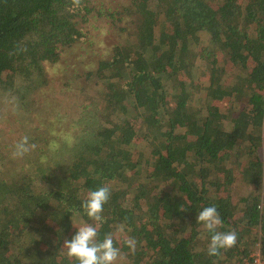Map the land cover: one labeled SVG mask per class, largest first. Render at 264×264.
I'll list each match as a JSON object with an SVG mask.
<instances>
[{"label": "trees", "instance_id": "1", "mask_svg": "<svg viewBox=\"0 0 264 264\" xmlns=\"http://www.w3.org/2000/svg\"><path fill=\"white\" fill-rule=\"evenodd\" d=\"M103 1L0 0V108L31 113L44 64L86 41L90 19L133 30L84 74L104 107H84L55 168L0 175V264H78L64 242L84 224H98L95 242L111 234L129 264H232L255 249L264 259V0ZM145 143L153 162L141 177ZM101 186L111 192L102 223L81 208ZM213 204L217 231L237 240L209 257L196 216Z\"/></svg>", "mask_w": 264, "mask_h": 264}, {"label": "rangeland", "instance_id": "2", "mask_svg": "<svg viewBox=\"0 0 264 264\" xmlns=\"http://www.w3.org/2000/svg\"><path fill=\"white\" fill-rule=\"evenodd\" d=\"M123 4L122 0H104V8L114 9ZM92 25V26H91ZM125 23L115 22L112 25L94 23L90 19L86 41L72 45L66 49L61 59L56 63L44 64L47 74V84L32 97L31 113H24L13 103L5 100L0 108V175L9 181L15 180L21 174L38 173V167L43 170L55 168L51 157L64 142L68 143L75 133L74 123L82 117V110L90 105L91 110H103L104 104L99 88L84 81V74L97 66L98 57H107L114 46L124 44L132 36V28ZM131 34V36H130ZM195 87L200 88L208 82L207 71H201L195 76ZM199 95V94H198ZM169 101L172 99L168 98ZM173 104V103H172ZM135 143L145 136V127L138 121ZM178 131V130H177ZM34 140L35 148L23 155H15L16 145L22 137ZM146 163L138 175L143 177L150 171L153 158L150 147L145 143L139 146ZM60 162L63 156L59 154ZM56 157V155H55ZM237 179V172L235 174ZM234 192L244 193L243 185L237 180ZM238 191V192H237ZM234 194V195H236ZM116 264H129L128 260L119 257Z\"/></svg>", "mask_w": 264, "mask_h": 264}, {"label": "clouds", "instance_id": "3", "mask_svg": "<svg viewBox=\"0 0 264 264\" xmlns=\"http://www.w3.org/2000/svg\"><path fill=\"white\" fill-rule=\"evenodd\" d=\"M71 2L74 6L80 4V0H71ZM34 148V144L29 145L28 137H22L16 145L15 155H23ZM110 196L111 192L108 186L91 190L81 203V208L91 220L102 223L101 213ZM196 222L211 234L206 248V254L209 257L217 256L221 250H228L235 246L237 240L235 231H217L218 228L223 227V221L215 204L204 207L197 214ZM97 233L98 224H84L79 227L75 235L64 242L67 255L75 258L78 264H116L120 257V249L114 247L112 235L107 234L102 242H95ZM125 243L131 251L135 250L136 241L134 238H128Z\"/></svg>", "mask_w": 264, "mask_h": 264}, {"label": "built area", "instance_id": "4", "mask_svg": "<svg viewBox=\"0 0 264 264\" xmlns=\"http://www.w3.org/2000/svg\"><path fill=\"white\" fill-rule=\"evenodd\" d=\"M232 264H264V259L261 256L259 249L253 250L250 255L240 262H234Z\"/></svg>", "mask_w": 264, "mask_h": 264}]
</instances>
